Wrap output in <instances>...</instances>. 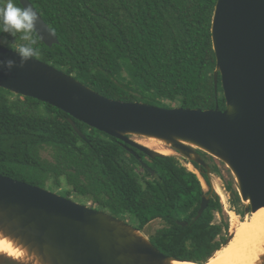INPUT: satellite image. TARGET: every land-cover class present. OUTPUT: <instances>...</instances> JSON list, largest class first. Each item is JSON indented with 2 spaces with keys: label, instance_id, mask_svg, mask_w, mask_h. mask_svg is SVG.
Segmentation results:
<instances>
[{
  "label": "trees",
  "instance_id": "16d2710c",
  "mask_svg": "<svg viewBox=\"0 0 264 264\" xmlns=\"http://www.w3.org/2000/svg\"><path fill=\"white\" fill-rule=\"evenodd\" d=\"M28 1L58 38L48 47L35 34L37 59L103 96L166 108L217 104L224 109L220 76L216 89L213 79L210 27L216 0ZM19 36L16 43L22 42ZM68 117L48 103L0 87V173L91 201L93 208L132 221L140 231L160 219L162 226L148 239L175 259L205 263L223 246L228 222L215 221L222 203L198 164L186 160L197 175L174 156L149 158L135 148L131 153L125 142L75 120L83 140ZM44 148L51 150L52 160L41 159ZM196 151L211 161L210 174L224 181L235 209L241 200L233 181L224 178L215 158ZM208 195L207 207L194 219L201 197Z\"/></svg>",
  "mask_w": 264,
  "mask_h": 264
},
{
  "label": "water",
  "instance_id": "95a60500",
  "mask_svg": "<svg viewBox=\"0 0 264 264\" xmlns=\"http://www.w3.org/2000/svg\"><path fill=\"white\" fill-rule=\"evenodd\" d=\"M18 2L34 9L28 0ZM210 32L216 60L214 88L219 75L224 109H218L217 104L208 109L166 108L111 99L37 58L7 73L0 68V87L64 111L83 140L86 136L75 120L125 142L131 153L135 148L149 158L165 154L130 136L162 141L210 175L208 162L196 151L201 150L227 167L244 203V213H252L264 207V0H216ZM35 34L48 47L58 43L40 15ZM4 58L19 59L13 51L0 47V59ZM208 201L209 195L201 197L194 219ZM0 234L24 251L20 258L0 252V264L188 261L163 254L125 220L1 173ZM233 236L231 230L223 246ZM259 264H264V254Z\"/></svg>",
  "mask_w": 264,
  "mask_h": 264
},
{
  "label": "bare ground",
  "instance_id": "6f19581e",
  "mask_svg": "<svg viewBox=\"0 0 264 264\" xmlns=\"http://www.w3.org/2000/svg\"><path fill=\"white\" fill-rule=\"evenodd\" d=\"M156 150L162 154H171V150L165 146ZM232 230H234L232 239L205 263L174 260L171 264H258L260 257L264 254V207L233 224ZM0 252L14 258L24 256L23 250L16 247L11 240L2 237L1 234Z\"/></svg>",
  "mask_w": 264,
  "mask_h": 264
},
{
  "label": "clouds",
  "instance_id": "9594fccd",
  "mask_svg": "<svg viewBox=\"0 0 264 264\" xmlns=\"http://www.w3.org/2000/svg\"><path fill=\"white\" fill-rule=\"evenodd\" d=\"M38 17L37 11L30 4L21 7L17 5L16 0H0V47L13 51L19 58L18 62L10 58L0 59V68L5 73L13 67L22 68L30 59L39 57L40 50L35 47ZM4 33L14 37V40L3 37ZM17 34H20L21 43H16Z\"/></svg>",
  "mask_w": 264,
  "mask_h": 264
},
{
  "label": "rangeland",
  "instance_id": "374dc122",
  "mask_svg": "<svg viewBox=\"0 0 264 264\" xmlns=\"http://www.w3.org/2000/svg\"><path fill=\"white\" fill-rule=\"evenodd\" d=\"M176 103H174L175 105ZM176 107V106H175ZM133 140L137 141L138 143L145 145L151 149H157L160 147H166V145L162 142L159 141L157 139L154 138H148V137H143V136H130ZM146 140V141H144ZM155 142V143H152ZM162 146H161V145ZM152 145V146H151ZM157 145V146H156ZM156 147V148H155ZM167 148V147H166ZM170 149V148H168ZM171 150V149H170ZM167 155V154H165ZM171 156H174L178 159V161L183 164L188 170L195 172L197 175L199 174V172L190 164L186 161V159H184L181 155H179L177 152L171 150V154H168ZM40 157L41 159H45L47 161L52 160V153L51 150L49 148H44L40 150ZM218 159H214L212 160V162L216 163L219 168L221 169V172L224 176V178L232 180L233 181V188L235 190H237V185L235 184L234 178L232 176V174L227 171V167L224 164H221L220 162H218ZM211 161H208V164H210ZM210 179H211V184H212V189L213 192H215L218 196L219 199L222 203V208L223 211L221 214L216 213L215 214V221L219 222L220 220L223 221H227L228 222V230L223 232V235L225 238L228 237V233L231 232L232 230V225L243 220L246 216H250L251 213L248 214H244L242 216H240L239 214H237V210L239 211H244V203L241 201L237 204H235V209L232 207V204L229 202V195L227 193V191L224 189V181L219 178L218 176H216L215 174L211 173L210 174ZM202 184H203V188L204 190H207V186L204 184V182L201 180ZM64 186V184H62ZM59 186L57 187V190H60L61 188H63V186ZM72 200L88 205L90 207H93L94 205L92 204L91 201H86L85 203L79 201L76 199V197L74 195H71L70 197ZM129 222V221H128ZM130 224H132V221L129 222ZM162 226V222L160 219H155L153 221H151L150 223H148L147 225H145L144 229L141 231L147 238L149 237L150 234H152L154 232V230L158 227ZM219 238V235L217 237V239ZM223 247V246H222Z\"/></svg>",
  "mask_w": 264,
  "mask_h": 264
}]
</instances>
